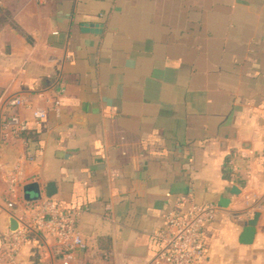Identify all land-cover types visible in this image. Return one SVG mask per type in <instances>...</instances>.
<instances>
[{"label": "crops", "instance_id": "1", "mask_svg": "<svg viewBox=\"0 0 264 264\" xmlns=\"http://www.w3.org/2000/svg\"><path fill=\"white\" fill-rule=\"evenodd\" d=\"M11 114L28 123L21 139L2 137ZM49 183L51 199L87 208L73 264H158L156 233L182 196L216 206L201 264H264V0H0V248L33 203L24 186L42 199ZM0 264L60 262L33 231Z\"/></svg>", "mask_w": 264, "mask_h": 264}, {"label": "built area", "instance_id": "2", "mask_svg": "<svg viewBox=\"0 0 264 264\" xmlns=\"http://www.w3.org/2000/svg\"><path fill=\"white\" fill-rule=\"evenodd\" d=\"M45 1V0H44ZM54 2H75L76 0H51ZM20 98L10 101V107L22 106ZM58 101L54 102V111L58 112ZM46 116L42 110L32 112L37 124ZM4 139H21L29 130L28 123L17 114H11L1 122ZM236 155H230L224 162V172L236 179L238 166ZM26 160L33 157L27 155ZM8 208H13L18 199V188L24 183L20 164L17 162L5 176ZM87 211L85 207H66L51 198H42L22 207L16 227L1 238L0 263L4 258L13 259L25 243L30 232H39L50 238L54 244L55 255L60 264H73L74 254L86 248V244L77 230L80 215ZM216 216V206L210 202L196 203L189 196L178 197L169 204L162 221V227L156 233L158 251L155 261L158 264H201L207 251L205 229Z\"/></svg>", "mask_w": 264, "mask_h": 264}, {"label": "water", "instance_id": "3", "mask_svg": "<svg viewBox=\"0 0 264 264\" xmlns=\"http://www.w3.org/2000/svg\"><path fill=\"white\" fill-rule=\"evenodd\" d=\"M54 191V185L52 183L47 184L44 197L50 198L54 194ZM30 192H33V197L30 196ZM23 193L24 199L28 202H36L41 199V194L36 184H27L26 186H24ZM255 223L256 219L254 218L244 228L242 233V243L249 244L251 242L255 231Z\"/></svg>", "mask_w": 264, "mask_h": 264}, {"label": "trees", "instance_id": "4", "mask_svg": "<svg viewBox=\"0 0 264 264\" xmlns=\"http://www.w3.org/2000/svg\"><path fill=\"white\" fill-rule=\"evenodd\" d=\"M28 132H29V130H28L23 136H25ZM28 136H29V135H28ZM28 136H27V137H28Z\"/></svg>", "mask_w": 264, "mask_h": 264}, {"label": "rangeland", "instance_id": "5", "mask_svg": "<svg viewBox=\"0 0 264 264\" xmlns=\"http://www.w3.org/2000/svg\"><path fill=\"white\" fill-rule=\"evenodd\" d=\"M29 194H30V196L32 197L33 192H30Z\"/></svg>", "mask_w": 264, "mask_h": 264}]
</instances>
